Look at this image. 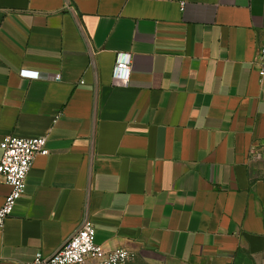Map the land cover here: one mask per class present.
I'll return each mask as SVG.
<instances>
[{"label":"crops","instance_id":"1","mask_svg":"<svg viewBox=\"0 0 264 264\" xmlns=\"http://www.w3.org/2000/svg\"><path fill=\"white\" fill-rule=\"evenodd\" d=\"M262 43L264 0H0V142L49 149L0 264L54 254L86 219L127 264H264Z\"/></svg>","mask_w":264,"mask_h":264},{"label":"built area","instance_id":"2","mask_svg":"<svg viewBox=\"0 0 264 264\" xmlns=\"http://www.w3.org/2000/svg\"><path fill=\"white\" fill-rule=\"evenodd\" d=\"M185 3L181 2V9ZM259 75L264 78V43L260 46ZM132 70V54L122 52L117 54L112 78L114 82L122 85L130 81ZM21 77L39 79V71L21 69ZM45 79L60 81V74H47ZM0 182L9 186L0 207V230L3 229L16 205L17 200L24 194L26 178L37 155H48L47 139L44 136L33 138H19L12 135L5 136L0 142ZM256 154V157H260ZM135 258L134 252L125 248L106 249L95 242V228L93 223L86 219L79 229L64 243V245L50 256L36 253L34 259L28 264H127Z\"/></svg>","mask_w":264,"mask_h":264}]
</instances>
